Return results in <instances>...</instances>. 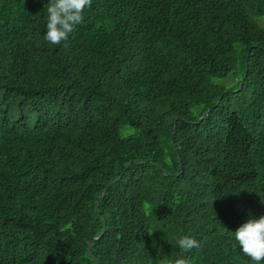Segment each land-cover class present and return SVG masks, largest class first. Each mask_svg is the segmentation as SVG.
<instances>
[{
  "label": "trees",
  "instance_id": "16d2710c",
  "mask_svg": "<svg viewBox=\"0 0 264 264\" xmlns=\"http://www.w3.org/2000/svg\"><path fill=\"white\" fill-rule=\"evenodd\" d=\"M48 2L0 0V264H253L264 0H93L59 45Z\"/></svg>",
  "mask_w": 264,
  "mask_h": 264
},
{
  "label": "clouds",
  "instance_id": "9594fccd",
  "mask_svg": "<svg viewBox=\"0 0 264 264\" xmlns=\"http://www.w3.org/2000/svg\"><path fill=\"white\" fill-rule=\"evenodd\" d=\"M92 2L93 0H49L43 40L50 45L67 41L77 26L84 22L85 10L91 7ZM230 233L236 246L253 264L264 262V215L250 216ZM175 243L183 252L199 246L198 241L190 236H181ZM168 264H189V260L181 256Z\"/></svg>",
  "mask_w": 264,
  "mask_h": 264
},
{
  "label": "rangeland",
  "instance_id": "374dc122",
  "mask_svg": "<svg viewBox=\"0 0 264 264\" xmlns=\"http://www.w3.org/2000/svg\"><path fill=\"white\" fill-rule=\"evenodd\" d=\"M255 22L259 27L264 29V16L256 18ZM215 83L222 86V87H225V88H230V87L234 86V80L232 79V77H228V78L222 79V80H215ZM125 129H127V128H122L121 132L123 133L125 131Z\"/></svg>",
  "mask_w": 264,
  "mask_h": 264
},
{
  "label": "water",
  "instance_id": "95a60500",
  "mask_svg": "<svg viewBox=\"0 0 264 264\" xmlns=\"http://www.w3.org/2000/svg\"><path fill=\"white\" fill-rule=\"evenodd\" d=\"M172 146L174 147V144H172ZM117 181H118V179L115 180V181L110 182V183L106 186V188L102 191V195H104V194L106 193V190H107L109 187H111L112 185H114ZM96 208L98 209V206H96ZM103 234H104V232H102V234H101L98 238H96V239L94 240V242H95V241H98V240L102 237ZM90 245H91V243L88 244V252H89V253H90ZM90 254H91V253H90ZM91 255H92V254H91ZM93 260H95L94 257H93Z\"/></svg>",
  "mask_w": 264,
  "mask_h": 264
}]
</instances>
